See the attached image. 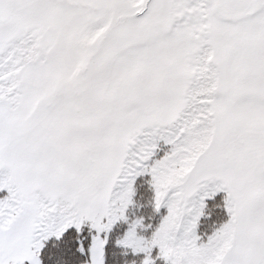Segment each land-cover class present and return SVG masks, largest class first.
Returning <instances> with one entry per match:
<instances>
[{
  "label": "snow or ice",
  "instance_id": "6c2138e0",
  "mask_svg": "<svg viewBox=\"0 0 264 264\" xmlns=\"http://www.w3.org/2000/svg\"><path fill=\"white\" fill-rule=\"evenodd\" d=\"M0 264H264V0H0Z\"/></svg>",
  "mask_w": 264,
  "mask_h": 264
}]
</instances>
